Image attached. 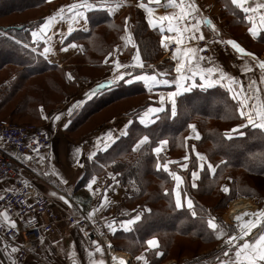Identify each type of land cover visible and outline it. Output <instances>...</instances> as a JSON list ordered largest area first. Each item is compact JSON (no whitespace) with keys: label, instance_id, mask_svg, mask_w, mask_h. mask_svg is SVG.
<instances>
[{"label":"snow or ice","instance_id":"obj_1","mask_svg":"<svg viewBox=\"0 0 264 264\" xmlns=\"http://www.w3.org/2000/svg\"><path fill=\"white\" fill-rule=\"evenodd\" d=\"M125 0H74L73 3L63 5L57 8L52 14L46 16L42 23L33 26L30 34L32 38V44H39L44 42L43 51L40 52L37 47H31L28 43H23V48L30 49L32 53H38L43 56L45 60L49 59L50 54H54L53 47L50 42L57 34L60 37V44L64 45L65 39L68 34L73 32V24L83 28L85 31L88 29V17L87 13L94 9H106L109 15L113 14L119 9ZM232 6L239 9L243 13V20L249 25L247 32L249 35L256 39L264 33V0H230ZM149 4H155L160 6L161 0H149ZM143 9L146 13V23L150 29H159L160 38L159 44L165 50H169V45L174 44L175 48L171 50V59L175 62L174 65V78H168L169 74L165 71H155L151 74L147 72H140L137 74L135 69H143L144 65L141 59V54L137 50L131 57V62L128 64L121 63L118 60H113L114 67L112 69V75L106 78L102 83H98L95 88H90L84 93L86 98L94 97L99 91L118 86L120 82L125 84H132L133 82H143V86L147 89L149 94L159 87H174V90H168L158 93L157 106H147L142 112H139L135 116V122H138L144 127H148L156 123L157 121L167 118L171 120L177 119L182 113L178 103V97L184 93L190 92L195 88L208 89L219 86L225 89L231 99L235 102L234 113L238 116L240 123L233 128L226 130L223 133L225 140H232L234 135L243 137L244 132L240 129H258L260 133L264 134V87L258 85H264V60L257 59L253 53L246 51L236 40L234 39H219V32H217L216 25L211 19L207 17H201L199 15V9L195 0H164V6L175 9L171 14L156 15L152 7L146 6L144 3L137 5ZM68 21L67 33L60 31H53L55 24L60 21ZM128 18H125V36H121V40H125V43H131L132 36L128 30ZM202 26H207L215 33L213 39H206L202 32ZM51 33V34H50ZM4 34V33H0ZM204 41V47L199 46V42ZM17 44H21L20 40L15 41ZM213 43L224 44L229 46L239 57H251L252 61H244L242 71L244 73H252L253 68L259 69V80L248 77L246 86L242 84L238 79L229 75L222 68L215 66H202V61L212 63L211 55H202L205 51L209 50V46ZM75 43H69L67 47H61L60 51H66L68 48H76ZM133 47L135 45L133 44ZM116 50L114 49L113 52ZM113 52H109L108 55L112 56ZM51 62V61H50ZM133 69L130 71L129 69ZM148 69H152L151 64L147 65ZM123 69V71H120ZM71 80V75L68 76ZM79 103H74L69 107L68 114L71 115L73 110L79 107ZM43 113V109H41ZM63 113L56 114L52 117L53 123L59 121ZM47 118V117H45ZM134 123V120L130 119L126 122L123 128L117 129L119 135H115L112 130L105 133L102 137H97L95 148L97 151L107 150L111 144H114L121 137L128 135V128ZM67 126V125H65ZM187 129L190 130V136L195 140L201 139L200 133L197 131L195 125L192 123L187 124ZM189 137H185L187 140ZM2 139V138H0ZM33 143H36L33 141ZM169 141L167 139H159L155 146H151L150 137L145 134L140 136L132 146V151L137 152L142 149L143 146H149L151 152L156 156L155 169L167 173L169 177L175 182L174 186L169 189H164V195H170L174 200V206L176 210L186 208L193 218H197L199 213L195 207L194 201L191 199L189 193L185 190L186 183L184 177L179 175L176 171L170 169V164L177 163L180 169L189 168V155L183 156L184 163L178 161H161V153L165 150ZM33 152L39 155L38 148H33ZM80 149H77L79 152ZM97 151H91L88 154V160H93L97 156ZM190 152L195 155V167L191 170V188H198V181L201 179V173L207 172L209 175H214L217 168L220 165H214L206 155L201 154L196 150V146L190 147ZM24 159H30V157H24ZM45 160L44 156H40L38 163L43 164ZM112 163H115L113 160ZM224 161L221 160L220 164ZM105 165H101L104 167ZM44 175H48L47 172ZM53 175H58L53 172ZM109 176L112 177L113 183L119 182L115 179V176L110 172ZM119 175V173H117ZM61 183H66L61 177ZM96 183V176H92L88 181L87 188L93 191L94 194L100 191L99 188L93 190L92 185ZM112 185H108L111 188ZM5 191H8L7 189ZM107 191V189H105ZM221 191L225 194L230 192L228 186H222ZM51 196H56V192H51ZM0 199H3L0 196ZM59 199L64 201L65 204L69 203V200L65 196L60 195ZM106 199V197H105ZM107 205L102 200L99 207L92 208L87 213L84 219L91 220L95 224L94 213L103 210ZM31 207V205H29ZM145 212H150V209L145 208ZM201 212L203 210L201 209ZM125 215H127L125 213ZM202 222L206 224L207 230L211 235H214L217 240H223V248L221 254L216 257V264H264V208H260L255 212H244L236 215L233 220L234 224L229 227H225L222 223L217 221V218L210 213L206 218L200 217ZM0 220L2 225L7 229H16V221L10 218L6 211H0ZM142 220V214L137 212L134 216L128 219L122 220H105V227L111 233H116L119 229L124 232L131 230L132 226ZM84 233V236H88V232L83 228L80 229ZM2 239V237H0ZM11 239H15V234ZM146 248L140 255L135 256V260L138 264H149V260L145 256V253L151 251L155 257H161L163 253L160 251V244L156 236L147 239L145 242ZM90 245L92 250L85 249L88 264H106L105 250L96 241L91 240ZM111 249V244L108 245ZM8 248V244L5 243V249ZM18 249L16 247L11 248V253H16ZM94 253L100 255L99 259L94 257ZM5 255H8L5 251ZM10 264H17V260L9 257ZM112 264H129L123 258L115 255L111 256ZM72 264H76L73 260Z\"/></svg>","mask_w":264,"mask_h":264},{"label":"crops","instance_id":"obj_2","mask_svg":"<svg viewBox=\"0 0 264 264\" xmlns=\"http://www.w3.org/2000/svg\"><path fill=\"white\" fill-rule=\"evenodd\" d=\"M74 0H50L47 7L42 12V15L36 19L42 23L43 19L52 14L57 8L73 3ZM197 7L199 9V15L201 17H207L212 20L216 25L217 32H219V39H234L246 51L251 52L257 59L262 60L260 57L264 56V33H261L259 37L253 39L247 32L248 24L243 20V13L231 5L230 0H195ZM139 3H144L146 6L152 7L156 15L171 14L175 9L171 7L164 6V0H161L160 6L155 4H149V0H125L122 6L117 9L113 14L109 15L106 9H94L89 11L86 15L88 17V29L85 31L83 28L73 24V32L68 34L64 45L60 44V37L57 34L53 37L50 42L53 47L54 54L49 55L48 60H44L52 65V69L45 73L46 78L48 76H53L56 73H61L63 77V85L61 86L60 95L61 99L58 101L57 107H54V103L49 100L48 103L43 101H37L34 107L33 112L31 111L28 117L36 119L38 125L45 129V131L50 136V144L48 147V153H46L45 160L43 164L37 162L31 163V166L34 167L35 172L38 174V179H34L35 187L43 194V191L46 190H56L64 194L70 204V213L73 216L86 217L87 213L92 210L94 207H99L100 202L103 200L107 205L103 210L94 213L95 224L91 220H87L88 226L96 227L97 230L100 229L102 233H111L107 230L105 225V220L115 219L117 221L122 219H128L134 216L137 212L143 213L145 206L140 208L142 200H132L130 203L125 202V197L128 195V190L123 186L118 180V175L111 167H101V163H98L97 167L99 172H94L90 178L83 184H79V179L82 175L81 170L84 168L88 160V154L91 151H97L95 148L97 137H102L105 133L112 130L115 135H119L117 129L123 128L126 122L130 119L135 121V116L137 113L142 112L147 106H157L158 103V93L167 92L168 90H174V87H159L149 94L147 89L144 87L145 92L142 94L145 96V102L138 104L137 106H127L123 109L115 111L113 114L106 115L102 121L97 124L92 125L88 130L79 134L75 139H70L68 136V130L70 126L78 125L87 114H90V111L93 109V106L100 105L105 106L114 101H107L108 97L115 96V91L118 88H125L132 86L134 84L143 82H133L132 84H125L120 82L118 86L107 88L103 92L99 93L94 100L92 98H86L84 93L87 92L90 88H95L98 83H102L106 78L112 75V69L114 64L113 60H118L121 63L128 64L131 62V57L138 50L141 54V59L144 65L143 69H135L134 71L139 74L140 72H147L151 74L153 70L165 71L169 74L168 78H174V65L175 62L171 59V52L162 48L159 44L160 33L159 29H150L146 23V13L143 9L139 8L137 5ZM102 12L107 15L108 19L104 22L93 24L90 21L89 15L93 13ZM128 18V30L129 34L132 36L131 43H125L127 35L125 34V18ZM138 18H142L146 27L145 34L154 33L156 35L155 39L157 40V47L160 50V53L155 58H148L143 56L141 49V41L138 38V33L136 34V21ZM122 19V20H121ZM120 21L121 25L119 28L118 36H125V40H119V42L109 48L108 52L103 56L101 53L104 51L105 46L102 42L101 37L103 36L100 33V28H110L114 23ZM68 21H60L55 24L53 31H63L67 33ZM202 32L205 35L206 39H213L215 33L212 32L207 26H202ZM112 38L116 37L111 31H107ZM51 34V33H50ZM112 38L110 40H112ZM30 39L32 42L31 34ZM69 43H75L76 48H68L66 51H60L61 47H67ZM133 44L135 47H133ZM216 46H221L223 44L213 43ZM40 52L43 51L44 42L41 41L39 44H34ZM111 46V41H110ZM174 46V44L169 45ZM254 47H258L259 51L254 50ZM116 50L113 52V50ZM113 52L112 56H109L108 53ZM91 54L95 55L96 58L92 57ZM43 57V56H42ZM82 58L85 59V63L82 62ZM212 63L209 64L207 61H202V66H215L222 68L229 75L238 79L242 84L246 86L248 77H253L259 80V69L257 67L253 68L252 73H244L242 71L244 61H252L251 57H239L229 46L226 50H220L216 55L212 56ZM51 61V62H50ZM151 64L152 69H148L147 65ZM5 70V68L3 69ZM81 70H88L91 72L97 71L99 74L97 76L91 75H80L77 79L76 75ZM133 71V69H129ZM123 71V69H120ZM48 74V75H47ZM14 74H12L13 76ZM71 75L72 79L69 80L68 76ZM42 75H37L29 80L35 79ZM12 78V77H11ZM44 79V78H43ZM9 80V79H8ZM124 86V87H123ZM259 87H264V85H258ZM219 87V86H216ZM215 88V87H213ZM220 88V87H219ZM200 89V88H195ZM211 89V88H208ZM222 89V88H221ZM206 90V89H202ZM225 90V89H223ZM59 91V90H58ZM56 92V91H54ZM137 95V94H134ZM135 100V98H132ZM179 98V97H178ZM43 100V99H42ZM119 100V99H117ZM122 101L126 100L121 99ZM79 103V107L73 110L72 114H68V109L74 103ZM121 103L120 101H116ZM102 104V105H101ZM90 106V111L87 113H82L81 110L83 106ZM43 109V113L41 112ZM33 113V115H31ZM63 113L61 119L53 123L52 117L56 114ZM7 118L13 120L12 116L7 113ZM47 117V118H45ZM196 122V121H195ZM195 122H191L195 125L197 131L200 133V128ZM138 123V122H137ZM67 125V126H65ZM76 126V127H77ZM130 128V127H129ZM128 128V130H129ZM195 139L190 136V130L186 129L183 134L184 138V153L181 158H170L172 155L170 151V144L165 147V150L161 153L164 157H168L169 161H178L179 163H184L183 156L186 154L189 155V150L187 149V140ZM118 141V140H117ZM116 141V142H117ZM115 142V143H116ZM113 144L110 145V147ZM109 147V148H110ZM80 149L77 152V149ZM108 148V149H109ZM106 151V150H105ZM105 151H97L98 153H103ZM138 152V151H137ZM199 152V151H198ZM175 153V152H173ZM94 159V158H93ZM93 161V160H91ZM179 168L177 163H172ZM32 167V168H33ZM183 170V169H182ZM47 172L48 175H44ZM53 172L58 175H53ZM112 173L115 176V179L119 182L118 184L113 183V179L108 173ZM178 173V172H177ZM92 176H96V183L92 185V189H100L98 193L90 191L87 188L88 181ZM61 177L66 183H61ZM228 183V181H226ZM8 185L9 183H5ZM175 182L173 181V186ZM108 185H112L111 188H108ZM107 189V191H105ZM106 197V199H105ZM125 213L127 215H125ZM134 226V225H133ZM132 226V227H133ZM123 231L122 229H119ZM117 230V231H118ZM104 235V234H103ZM113 236V233L110 234ZM105 236V235H104ZM108 242L110 240L105 236ZM112 242H117L120 244V240H115L116 238H110ZM149 239V238H148ZM0 249V264H10L9 257L17 260V264H21L19 259L20 250L18 247L8 244V248L5 249V241L1 240ZM97 241V240H96ZM98 242V241H97ZM107 242V244H108ZM99 243V242H98ZM105 250V261L106 264L111 262L110 251L108 245L105 243H99ZM16 247L18 251L16 253H11V248ZM145 244V248H146ZM85 249L89 251L92 250L90 241L84 236L81 231L76 230L74 227L66 226L65 224L57 225L56 231L53 234L47 235L42 242L40 243V249L37 252L39 258L43 260L44 264H71L73 260L76 261V264H88V259ZM7 251L8 255H5ZM122 256L125 255L128 257L130 262L135 263V258H130L128 254H125L123 250H113ZM144 252V250H143ZM147 257V253H145ZM96 259L100 258L98 253H94ZM130 258V259H129ZM34 259H29V262H32ZM168 263V262H167Z\"/></svg>","mask_w":264,"mask_h":264},{"label":"trees","instance_id":"obj_3","mask_svg":"<svg viewBox=\"0 0 264 264\" xmlns=\"http://www.w3.org/2000/svg\"><path fill=\"white\" fill-rule=\"evenodd\" d=\"M5 1H9L7 4H9L10 10L16 11L25 7L43 8L50 0ZM89 18L93 24L108 19L107 15L102 12L93 13L89 15ZM30 27L31 24L24 23L18 28L12 26L6 27L7 29H3L4 31L0 29V33H4L0 34V59H3L0 61L1 70L14 67L11 69L14 75L9 78V80L14 79V81L5 88L4 93L6 94L0 96V111L2 112L5 104L9 102L8 100L21 91L25 80L39 74L42 75L52 69V65L48 64L38 53H32L30 49L23 48V43H31L30 31L32 28ZM135 31L141 41L143 56L149 59L153 58L154 53L157 52V40L152 39L151 36L155 38L156 35L154 33L145 34L146 27L141 18L136 22ZM16 40H20L21 44H17ZM5 61H9V63L5 65L6 63H3ZM20 69L25 70L28 76L22 75ZM31 88L28 89L31 90ZM53 89L60 95L59 86L57 88L53 85ZM144 92L143 85L137 83L116 89L115 96L108 97L107 101L112 102ZM25 101H28V94L21 102L24 104ZM178 103L182 114L177 119L164 118L148 127L134 121L128 130V135L121 137L105 152L98 154L97 159L92 161V164L86 165L83 173L87 179L92 173L90 168L93 165L97 167L96 164L98 163L108 162L111 169L116 174L119 173L118 180L128 190L125 202L130 203L136 198L135 200H142L140 208L144 207V204L148 206L150 212L142 214L141 222H137L128 232L119 230L115 233L118 235L115 240H120V244L115 242L118 245L114 246L123 251L128 249L127 246H130L131 252L134 253L140 248L145 249L144 242L150 238L149 236L152 234L159 235L157 238L163 255L158 258H151L149 264H158L166 259L168 254L171 255L175 247H170L175 236L180 238L190 236L198 241V245L216 246L220 240L210 234L200 217L206 218L207 214L213 215L216 212L213 216L217 218L219 223L227 227L221 221L219 212L225 209L228 201L240 195L263 199L262 192L264 189L260 181H264V134L260 133L258 129L249 127L240 129L245 133L243 137L234 135L232 140L223 138V133L226 130L240 123L238 116L234 113L235 102L227 91L219 87L206 90L193 89L181 95L178 98ZM9 114L12 116V112ZM191 120H196L201 124L202 137L196 142L197 151H203L214 165H220L214 175H209L206 171L201 173V179L197 182L198 188L192 189L190 171L195 167V156L190 153L185 190L194 201L199 213L197 218H193L186 208L176 210L173 198L170 195H164L165 188L170 191L173 187V180L162 169L160 171L155 169L156 156L151 152L150 147L146 145L138 152L132 151L135 141L140 136L147 134L150 137L151 146L154 147L159 139H167L171 154L177 152L178 147L183 145V134ZM203 145H206V148H202ZM169 157L171 158V155ZM167 159L168 157L161 155V161ZM113 160L115 163H112ZM221 160L224 161L223 164H220ZM171 166L175 165L171 164ZM252 178H257L256 180L259 181L253 183ZM226 181H228L230 188L228 194L221 191L222 184ZM260 188L262 190H259ZM204 198H208V200ZM210 200L213 202L212 207L207 204ZM159 202L166 204L168 210L164 211L158 207L156 204ZM168 224L171 228H166ZM149 255L154 256L151 251L147 253L148 259Z\"/></svg>","mask_w":264,"mask_h":264},{"label":"rangeland","instance_id":"obj_4","mask_svg":"<svg viewBox=\"0 0 264 264\" xmlns=\"http://www.w3.org/2000/svg\"><path fill=\"white\" fill-rule=\"evenodd\" d=\"M8 2L9 1L0 0V29H2V30L7 29L6 27H12V26L18 28L21 25H23L24 23H26L28 25L31 24L30 28H32V26L38 25L39 21L36 19H38L42 15V12L45 10V8L48 5V3H47L46 6L43 8L25 7V8H20V9H17L16 11H13V10L9 9L10 7H8V5H9V4H7ZM120 25H121V22L118 21V22L114 23V25H112L110 28H105V29L100 28V33L103 34L101 39H102V42L105 46L104 51L101 53L102 56L108 52L109 48L112 49V47L119 42L120 35L118 36V32H119ZM27 28H29V27H27ZM107 31H111L112 33H114L116 35V37L112 38V36ZM15 35H17V34H15ZM111 38H112V40H110ZM151 38L155 39L153 36H151ZM110 41H111V46H110ZM29 45L31 47H36L34 44H32V42L31 43L29 42ZM141 49H142V46H141ZM156 49H157V52L154 53L153 58H155L160 53V50L158 49L157 45H156ZM253 49L259 51L258 47H254ZM91 56L96 58L95 55H93V54H91ZM262 57H264V56H262ZM262 57H260V58H262ZM85 59L86 58H84V60H83V58H82L83 63H85ZM3 63L4 64L6 63L5 65H7L9 63V61H5ZM11 69H14V67H9L5 70H1V67H0V96L1 95L4 96L6 94V93H4L5 88L8 87L10 84H12V82L14 81V79H10L8 81V79L12 77L13 70H11ZM20 70H21L20 72L22 75L25 74L28 76V74L25 72V70H22V69H20ZM98 74H99V72H97V71L91 72L88 70H81L79 73L76 74V75H78V76H76V78L78 79L80 77V75H84V76L85 75H91V76L95 77ZM44 76H46L45 73L42 74V76L37 77L35 79L25 80L23 85H22L21 91L17 92L11 99L8 100L9 102L5 104V107L3 108V112L0 111V118L6 119L15 125H25V124L38 125V121L36 119L28 117L30 112L31 111L33 112L35 104L37 101H39V102L43 101L44 103L45 102L48 103L50 100L51 103L52 102L54 103V107H57L58 104H56V103H58V101L61 99V96H58V93L54 92L53 85L57 86V88L59 86V90L61 91V86L63 85L62 74L56 73L53 76H49L48 78H45ZM29 87H32L31 90L28 89ZM104 90L99 91L93 97L92 100H94L95 97L99 93L103 92ZM26 93L28 94V101H25V103L23 104L21 101L26 97V95H27ZM129 97L130 96L126 97V100H124V101H122L121 99H125V98H121L119 100H116V101H120L121 103L114 101V102H112L108 105L102 106V107L100 105H96L95 107H92L93 109L90 108V106H88V105L83 106V108L81 110L82 113H87V111L88 110L90 111V109H92V110L90 111V114H87L86 117L81 122L78 123V125L80 124L79 126H77V124L73 125L74 127L70 126V129L68 130L69 138L70 139L77 138L79 136V134L88 130L92 125L97 124L100 121H102L106 115L113 114L115 111H117L119 109H123L127 106H129V107L132 105L137 106L138 104L145 102V96L142 94L133 95L132 98H135V100H132ZM11 112H12V117H13L12 119L13 120H10L6 116V115H8L7 113H11ZM31 115H33V113ZM195 121L196 120H191L189 123L195 122ZM195 123L197 124V126L199 128L201 127L200 123H198L197 121ZM199 131H200V135L202 137V131L201 130H199ZM196 142H198V141L195 139H187V144H188L187 149L189 150V152H190V147L192 145L196 146ZM183 145H184V140H183ZM183 145L181 147H178L177 152L173 153L171 155V158L177 159V158L182 157V155L184 153V149H185L183 147ZM202 148H206V145H203ZM196 150H197V148H196ZM200 153L204 154L203 151H201ZM98 154H100V153H98ZM98 154H97V156H98ZM97 156L94 157L93 161L95 159H97ZM88 163L92 164V161L86 162L84 165V168L81 170V172L82 171L83 172H82V175L79 179V184L85 183L90 178V176L92 174H94V172H99V168L94 167V165H93V167L90 168V171L92 173L89 174V177L86 179L83 176V173H84L85 167ZM96 165H98V164H96ZM104 165H106L107 167H111L108 162L104 163ZM170 169L178 172V174L181 175L182 177H184L185 181H187V174H188L187 169L182 170L176 166L172 167L171 164H170ZM190 173H191V171H190ZM190 179H191V176H190ZM256 179L257 178H252V182L254 183V182L259 181ZM260 183L263 185V189H264V181L262 180V181H260ZM228 185H229V183H223L222 184V186H228ZM259 190H262V189L260 188ZM262 196H263V199L260 200V199H257L256 197L240 195V196L234 198L233 200L228 201L225 205V209L221 210L219 212L221 215V221L224 224H226L227 227L232 226L234 224L231 221L230 215H229V208H230L231 202L238 200V199H246L249 202H251L254 207H256L257 209H260V208H263V206H264V192H262ZM204 199L208 200V198H204ZM207 204L210 205L211 207L213 206V202L211 200L209 202H207ZM156 205L158 207L164 209V211L168 210V206L162 202H159ZM157 206H156V208H157ZM147 209H149V208H147ZM143 213H146V212L143 211ZM215 213L213 215H215ZM142 218H143V216H142ZM141 221H139V222H141ZM91 227L94 230L96 240L99 243H102V244L106 243L107 244L108 241L106 238H104L105 236L110 240V242H111L110 238L113 237V238L117 239V237H118V235H115V233L113 234V236L110 235L111 233H108L106 235V233H102L100 231V229L97 230L96 227H93V226H91ZM166 228H171V227L168 224V225H166ZM167 235H169V234H167ZM153 236H156V238L159 237V235H155V234H152L149 237L152 238ZM0 242H2L1 239H0ZM110 242H108L107 245H109ZM197 243H198V241H196V239L191 238L190 236H186V237H182V238L175 236V240H174V242H172L171 247H170V248L175 247L172 250L171 255L168 254L166 259H164L162 262H160L158 264H216V257L221 254V251L223 248V240L221 239L220 242L216 246L213 245V247L212 246H205V245H198ZM114 245H116V243L112 242L111 243V246H112L111 250H117ZM127 248L128 249L124 250V252H125V254H128L130 258L132 257V259L135 258V256L143 253V250H144L143 248H140L138 251H135L134 253H132L130 246H127ZM1 251L4 252V250H1ZM151 258H156V257H155V255L154 256L149 255V259L147 257V259L149 261L151 260ZM128 262H129V264H133V262H130L129 260H128ZM134 264H138V262L135 260Z\"/></svg>","mask_w":264,"mask_h":264},{"label":"built area","instance_id":"obj_5","mask_svg":"<svg viewBox=\"0 0 264 264\" xmlns=\"http://www.w3.org/2000/svg\"><path fill=\"white\" fill-rule=\"evenodd\" d=\"M204 44V41L199 42L200 47ZM172 49L174 46H170L168 51ZM226 49V45L212 44L202 55L214 56ZM0 138V196L3 197L0 199V211H6L17 224L16 229L0 226V237L18 247L21 264H44L37 254L40 243L47 235L55 233L60 224L78 231L83 228L88 232L86 238L89 241L96 240L87 219L73 216L63 203L42 194L34 185V179L39 177L31 163L48 153L51 139L45 129L39 125H15L0 118ZM33 148H38L39 155L32 151ZM26 156L30 159H24ZM13 234L15 239H11ZM29 259L34 260L29 262Z\"/></svg>","mask_w":264,"mask_h":264},{"label":"bare ground","instance_id":"obj_6","mask_svg":"<svg viewBox=\"0 0 264 264\" xmlns=\"http://www.w3.org/2000/svg\"><path fill=\"white\" fill-rule=\"evenodd\" d=\"M2 60L3 59L1 58L0 61H2ZM263 208H264V206H263ZM257 210L258 209L256 207H254L252 205V203L249 202L248 200H246V199H238V200H235V201L230 203V208H229L230 219L234 223L233 218L236 215H239V214L244 213V212H255ZM109 254H110V259H111L112 255H115L117 257L123 258L126 261H128V257L127 256H125V255L122 256L121 254H118L117 252H115L113 250H111ZM111 264H112V262H111Z\"/></svg>","mask_w":264,"mask_h":264},{"label":"water","instance_id":"obj_7","mask_svg":"<svg viewBox=\"0 0 264 264\" xmlns=\"http://www.w3.org/2000/svg\"><path fill=\"white\" fill-rule=\"evenodd\" d=\"M51 192H56L57 195H56V196H51V195H50ZM43 194L46 195V196H48V197H50V198H51L52 200H54V201H58V202H60V203H63V204L65 205L66 208L70 209V206H69L70 202H69L68 204H65L64 201H62V200L59 199V196H60V195L65 196L64 194L60 193L59 191H56V190H52V189H50V190L43 191ZM65 198L68 199L66 196H65ZM68 209H67V210H68ZM68 211H69V210H68ZM69 213H70V211H69ZM70 214H71V213H70ZM71 264H72V263H71Z\"/></svg>","mask_w":264,"mask_h":264}]
</instances>
